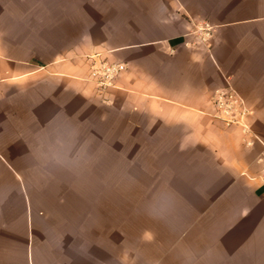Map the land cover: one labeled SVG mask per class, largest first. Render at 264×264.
<instances>
[{
  "label": "crops",
  "instance_id": "1",
  "mask_svg": "<svg viewBox=\"0 0 264 264\" xmlns=\"http://www.w3.org/2000/svg\"><path fill=\"white\" fill-rule=\"evenodd\" d=\"M96 53L127 64L103 93ZM106 124L176 165V231L207 237L203 257L264 264V0H0V264H60L36 154L89 152Z\"/></svg>",
  "mask_w": 264,
  "mask_h": 264
},
{
  "label": "rangeland",
  "instance_id": "2",
  "mask_svg": "<svg viewBox=\"0 0 264 264\" xmlns=\"http://www.w3.org/2000/svg\"><path fill=\"white\" fill-rule=\"evenodd\" d=\"M85 141L89 152L36 154L42 238L60 264H211L207 237L176 231V165H143L111 124Z\"/></svg>",
  "mask_w": 264,
  "mask_h": 264
},
{
  "label": "built area",
  "instance_id": "3",
  "mask_svg": "<svg viewBox=\"0 0 264 264\" xmlns=\"http://www.w3.org/2000/svg\"><path fill=\"white\" fill-rule=\"evenodd\" d=\"M88 60H90L89 77L95 82L100 93L114 87L117 78L127 69L126 63L110 60L103 57L101 53L88 56ZM235 102V100L223 101L218 99L216 101V106L222 110L231 121H235L237 120L236 110L241 109L242 112L246 111L245 107L236 106Z\"/></svg>",
  "mask_w": 264,
  "mask_h": 264
}]
</instances>
